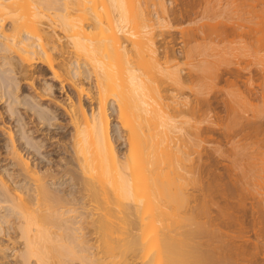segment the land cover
Instances as JSON below:
<instances>
[{"label":"bare ground","instance_id":"bare-ground-1","mask_svg":"<svg viewBox=\"0 0 264 264\" xmlns=\"http://www.w3.org/2000/svg\"><path fill=\"white\" fill-rule=\"evenodd\" d=\"M169 1L0 0V71L33 87L41 64L76 94L60 106L71 130L68 140L61 138L68 154L60 159L63 167L53 163L45 141L36 140L23 118L18 132L9 130L6 152L0 147V264H264L262 147L252 153L255 158L234 154L256 160L243 177L227 171V183L216 175L191 178L202 163L199 174L209 169L203 144H216L214 130L202 127L208 120L198 115L202 95L185 93L195 76L212 75L206 60L191 61L207 55L208 46L199 51L191 45L207 44L202 35L211 24L182 31L185 52L178 58L157 41L174 28ZM183 21L195 22L190 14ZM44 82L36 93L40 99L52 90ZM10 86L16 88L12 117L15 105L24 103L39 123L55 119L33 95L20 101L19 83ZM248 90L247 106H264L263 89L259 95ZM5 98L0 85V101ZM113 115L118 125L112 126ZM253 122L244 144L228 137L225 146H238L230 152L259 141L264 124ZM112 133L124 140V152ZM3 155L8 164L1 165ZM55 166L61 168L57 173ZM65 178L73 188L57 189ZM195 184L202 194L192 206L188 187ZM244 191L256 201L250 209L229 202Z\"/></svg>","mask_w":264,"mask_h":264},{"label":"rangeland","instance_id":"rangeland-1","mask_svg":"<svg viewBox=\"0 0 264 264\" xmlns=\"http://www.w3.org/2000/svg\"><path fill=\"white\" fill-rule=\"evenodd\" d=\"M167 5L173 11L171 19L174 23V28H172L170 32H164V34H162L163 36H160L157 41L159 42V46L164 45L165 47H168L170 51L172 50L176 52L177 54H175L176 56H178V58H183V53L185 52L183 48L185 37H183L182 31L186 29L191 30L192 28L196 29L201 25H207V27H209V25L211 24V27H209L211 29H208L206 27L207 30L204 29L206 32L204 35H202L209 38L207 44H204L200 41L198 43L192 44L191 47L197 49L201 48L199 49L200 51L203 47L208 46L211 48L210 50L213 51H208L207 47V55L195 54L193 55V59L191 61L197 63L201 60H206V65L210 67L212 75L207 76L199 74L198 76H195L192 81L189 82V87H191V90L187 89L185 93L188 96L190 95V97H192V95H194L195 93H199L200 95H202L201 101L204 100L205 103H203V105L200 107L201 111L198 115H202L208 120L206 124L202 125V127H210L214 130V132L210 135V138L212 140H215L216 144H203L204 148L208 150L206 156L210 154L209 157H211L206 162V165H209V169L202 176L198 171L199 167L203 166V163L199 166L196 165L197 167L194 168L193 173L191 174V178L201 179L202 177L209 178L216 175L224 177L225 180L223 183H227L229 182V179L227 178V171L243 177V175H246V173H248L249 164L256 160H243L241 159V157H236L234 154L240 153L250 158L248 154L252 156V153H255L260 149V147H262L263 149H261L260 152H264V145L260 143V141L264 140V133L261 137H257L256 140L258 141L259 139V143L255 142V139H253L252 142L255 143H253L252 146L249 147V149H246V151L245 149L241 150V148H239V152L238 150H235L234 153H232L230 152V150L232 148L236 149V147L238 146L232 145L231 143L228 146L225 145H227L226 142L228 141V137H235L234 142H239L238 145L244 144L243 141L245 136L250 133V131L248 130L250 129L248 127H250L252 124L250 122L255 121L256 123L258 122L260 124H264V113L262 114L263 116L261 115V113L264 112V106L262 104H260V106V102H255V108L252 106V111L251 107L249 108V106H251L250 103H247V98H244L246 94H249L246 93L248 89V92L251 91L253 95L256 93L259 95V93H262L264 91V72L262 71V69L264 68V0H171V2L169 1ZM188 14H190V18L192 20H195L194 23H190L189 25V21H183L185 16H187ZM250 19H252L253 21H251ZM229 29L231 34L229 32ZM233 29H235L240 36H237L238 39L234 37L235 35H233ZM254 30L256 33L254 32ZM252 32H254L252 35L254 38L250 37V34H252ZM251 39L255 40L251 41ZM235 41L237 43H239L238 41H241L240 44L244 46H240V44H237ZM251 42L252 44L254 43L252 47L250 46ZM230 44L232 48L228 49L230 50L228 51L227 48ZM245 45H247V47H245ZM238 47L239 50H235ZM248 47L250 49H248ZM241 48H246L245 52H248L249 56H243V50L241 51ZM233 51L235 52V54ZM228 52H231V54H233L232 57ZM236 52L238 55L236 54ZM239 53H241L242 55H240ZM233 56H236V58H234ZM36 67L37 68L35 69H37V72L41 71L39 72L41 75L39 73L35 74V77L32 80V82L34 83L33 87L30 86L27 80L20 82V76L9 73V75H6L7 73L3 74V72L0 71V85L2 87L3 93L6 95V98L0 101V147H4L3 151L6 152V143L9 142V130L13 129L14 133L18 132L19 129H21L20 125L22 126L21 120L23 118V122H28L29 127L35 129L36 133L34 134V137L36 138V140L45 141L44 144H46L47 146V150L51 159L53 160V163L55 165L60 164L63 167L65 163L60 159L67 157L68 154L64 150V142L61 140V138L63 137V135H67V138L64 139L68 140V133L71 132V130L68 124V117L65 115L62 107L60 106H63L68 102V97H76V94L69 84L64 83L63 87H61L57 81L53 80L51 73L46 67L41 64L36 65ZM185 74L186 73H183V75ZM34 80L37 81L34 82ZM45 80L49 85H51L52 90L51 92H49V95L47 97L40 99V96L38 97L37 95L38 93H40V91L38 90L40 89L39 85L46 84L44 82ZM11 81L14 82V85L19 83L20 88L22 87L23 89V96L21 97L20 101L23 100L26 95H33L36 98V101L40 100L39 102H41V104H44L43 108L41 109H44L46 111L51 110L52 112H55V119L50 120L46 125L39 123L37 117L33 116V112L27 110V108L24 106V103L23 105H18L19 107L15 105L17 112L12 117L10 112V105L13 106L14 102L10 97V94L14 93L16 88L14 86H10ZM252 85H254V87ZM261 88L263 89V91ZM252 90L254 91V93ZM22 91L18 93L19 96L21 95ZM244 93L246 94L244 95ZM256 95L254 97H256ZM243 99H245L246 102ZM50 101L53 102L51 103ZM84 104L86 108L90 110V102L86 98ZM248 104L249 106H247ZM260 107H262V110H260ZM255 115H258L260 118L258 116H256L255 118ZM18 121H20V123H18ZM112 121V126L118 125L114 115L112 117ZM117 128H119V126H117ZM18 136H20V134H17V138ZM112 136L120 153L124 152V140H116L115 133H112ZM217 141L222 142V145H218ZM21 142L22 141H20V143ZM252 142L250 141L249 143ZM216 149L218 152H216ZM3 157H5V155H3ZM252 157L255 158L254 156ZM6 158L7 161H2L1 165L9 163L10 157L6 156L4 159ZM36 163L38 162H35V164ZM53 170L55 171V173H57L58 170H61V168H56L55 166ZM67 178L61 180L60 184H62L63 182V185L56 186L58 187L57 189H71L73 183ZM233 178L237 179L239 177ZM254 183H256V181H254L252 185ZM240 185H242V183H240ZM199 186V184H195V186L191 185V187H188V189L190 190L189 193L193 196L191 204L192 206L196 204L194 202H196L198 197H200L202 194L201 192H199ZM238 196L239 197H237L236 195L234 200H229V202L237 204L240 208L244 207L250 209V206L252 204L256 205V201L250 193L244 191L243 193L238 194ZM212 208L214 210H217L216 205H214Z\"/></svg>","mask_w":264,"mask_h":264}]
</instances>
